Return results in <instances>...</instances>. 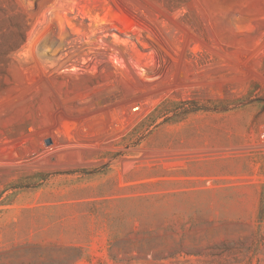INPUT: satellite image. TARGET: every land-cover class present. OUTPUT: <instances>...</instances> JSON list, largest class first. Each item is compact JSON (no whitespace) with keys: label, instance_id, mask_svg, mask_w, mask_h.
Masks as SVG:
<instances>
[{"label":"rangeland","instance_id":"obj_1","mask_svg":"<svg viewBox=\"0 0 264 264\" xmlns=\"http://www.w3.org/2000/svg\"><path fill=\"white\" fill-rule=\"evenodd\" d=\"M0 264H264V0H0Z\"/></svg>","mask_w":264,"mask_h":264}]
</instances>
